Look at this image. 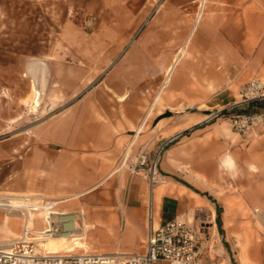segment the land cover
Returning a JSON list of instances; mask_svg holds the SVG:
<instances>
[{
  "label": "crops",
  "instance_id": "obj_1",
  "mask_svg": "<svg viewBox=\"0 0 264 264\" xmlns=\"http://www.w3.org/2000/svg\"><path fill=\"white\" fill-rule=\"evenodd\" d=\"M33 1L40 0H0V18L12 15V2ZM85 1L72 6L69 15L85 11ZM182 2L168 5L175 9ZM200 8L193 40L163 69V107L185 115L163 132L169 137L162 161L166 178L153 190L144 178L115 168L123 148L138 137L135 99L121 95L119 105L109 91L86 94L80 86L76 92L74 82L85 81V69L76 76V65L88 62L84 55L72 58L74 43L51 42L49 51L28 56L13 51L24 44L11 41L10 25L0 24V191L41 194L63 212L82 211L91 250L113 254L144 252L151 230L177 219L195 223L201 209L214 212L218 229L222 208L210 188H264V181L252 184L250 175L235 181L233 153L218 150L229 132L204 127L207 117L200 111L231 104L244 82L264 75V0H201ZM21 81L28 89L11 87ZM33 85L38 110H43L42 95L51 104L58 99L53 112L29 110ZM249 149L248 160L261 169L263 180L264 129ZM0 217V241L8 231L20 233L18 220L1 211ZM242 261L248 264L244 255Z\"/></svg>",
  "mask_w": 264,
  "mask_h": 264
},
{
  "label": "rangeland",
  "instance_id": "obj_2",
  "mask_svg": "<svg viewBox=\"0 0 264 264\" xmlns=\"http://www.w3.org/2000/svg\"><path fill=\"white\" fill-rule=\"evenodd\" d=\"M164 1L167 3L162 5ZM83 2L84 0H40L21 4L12 2V15L0 18V24L10 25L11 41L24 44L13 51L23 52L28 56L49 51L48 43L51 42L74 43L76 47L72 50V58L76 60V57L84 55L88 62L76 65V76L80 74L79 68L85 69V81L74 82L76 92L80 86L85 89L86 94L92 90L109 91L119 105L123 101L121 95H125L127 100L133 97L139 111L138 119L133 121L136 125L133 134H138V137L133 136V145L123 148L115 168L123 158L129 163L141 152H146L153 158L161 151L158 169L165 176L162 161L169 137L163 132L185 114L163 107V100L159 98L167 85L164 84L166 75L163 69L180 47L193 40L191 30L201 10V0H183L181 7L175 9L168 5L171 0H87L85 11L77 10L76 14L69 15L72 6L77 7ZM19 13L26 15H18ZM131 40L133 42L130 44ZM253 79L264 82V75L255 74L244 82L233 96L231 104L215 108L204 106L200 111L204 118L207 117L202 122L204 127L222 130L227 128L229 137L219 140L218 150L220 153H233L235 181L250 175L252 184L259 186L264 181L260 178L261 169L257 164L251 165L248 159L251 153L249 147L259 138L262 129L255 127L246 134H239L232 125L231 116L240 112L264 110V106L229 109L240 102L241 89ZM12 83L11 87L14 89H28L26 81ZM35 94L33 85L32 96L29 98L32 100L29 108L32 113L42 114L54 110L58 99L51 104L42 95L43 110H38V105L33 102ZM100 99L103 100L102 97ZM123 120L126 121L125 117ZM137 128H140L139 133ZM230 131L234 136L233 141ZM209 147L204 148V151H209ZM210 190L208 192L222 208L218 229L214 227V212L205 209L199 210L195 223H190L203 227L206 232L207 242L201 256L204 264H243V255L248 264H264V188ZM0 211L6 215L4 211Z\"/></svg>",
  "mask_w": 264,
  "mask_h": 264
},
{
  "label": "built area",
  "instance_id": "obj_3",
  "mask_svg": "<svg viewBox=\"0 0 264 264\" xmlns=\"http://www.w3.org/2000/svg\"><path fill=\"white\" fill-rule=\"evenodd\" d=\"M240 98V102L229 109L260 106L258 104L264 103V82L251 80L241 89ZM231 120L239 134H246L255 127L264 129V110L236 113ZM160 153L152 158L141 152L129 163L123 158L117 170L126 169L144 178L153 190L166 178L158 169ZM12 193L15 192L0 191V210L19 220L21 231L12 240L0 242V264H203L201 256L207 242L206 232L203 227L194 226L185 219L151 230L146 249L141 253H67L56 257L44 254L39 250V242L42 241L39 239L70 237L84 226L83 212H63L57 208L56 201L41 194ZM11 197L21 199H18V204H12Z\"/></svg>",
  "mask_w": 264,
  "mask_h": 264
},
{
  "label": "bare ground",
  "instance_id": "obj_4",
  "mask_svg": "<svg viewBox=\"0 0 264 264\" xmlns=\"http://www.w3.org/2000/svg\"><path fill=\"white\" fill-rule=\"evenodd\" d=\"M30 100V99H29ZM27 105L29 102H26ZM50 108V107H49ZM13 195H20L19 193H12ZM22 196V195H21ZM18 199L21 197H11L12 204H18ZM6 214V213H5ZM6 216L10 218L15 217L6 214ZM89 226L82 227L81 230L75 232L70 237L66 236H58V237H50L46 240L40 241L39 250H41L44 254H50L51 256H61L67 253H83L88 254L92 253L93 251L90 248L88 239H87V231ZM9 237L6 239L1 240L0 242H7L12 240L18 234L8 231Z\"/></svg>",
  "mask_w": 264,
  "mask_h": 264
},
{
  "label": "trees",
  "instance_id": "obj_5",
  "mask_svg": "<svg viewBox=\"0 0 264 264\" xmlns=\"http://www.w3.org/2000/svg\"><path fill=\"white\" fill-rule=\"evenodd\" d=\"M258 105H260V106H264V103L263 104H258ZM252 106V105H251ZM254 106V105H253ZM226 112V110L224 111V113Z\"/></svg>",
  "mask_w": 264,
  "mask_h": 264
}]
</instances>
